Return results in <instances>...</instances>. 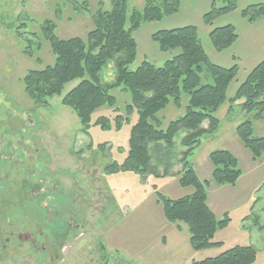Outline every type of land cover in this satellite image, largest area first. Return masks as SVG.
Wrapping results in <instances>:
<instances>
[{
	"label": "rangeland",
	"instance_id": "1",
	"mask_svg": "<svg viewBox=\"0 0 264 264\" xmlns=\"http://www.w3.org/2000/svg\"><path fill=\"white\" fill-rule=\"evenodd\" d=\"M222 4L221 0L216 1L217 7ZM143 5L144 0H128V11L141 9ZM98 10L110 11V0H0V141L4 149L17 148L13 161H20V169L24 170L23 187L34 189L33 197L40 200L43 210L39 212L44 219L49 224L59 219L69 230L61 241L53 240V231L47 228L46 232L38 221L33 232L35 247L25 241L17 247V242L5 241L8 229L0 225V264H189L218 256L234 246H252L257 252L253 264H264V155L253 161L236 135V127L249 120L253 123V136L264 138V119L254 120V112H243L237 104L230 109L226 102L216 113L218 128L204 133L199 146L187 158L201 181L212 168L208 155L216 150L234 155L243 179L256 175L255 181L243 180L237 188L219 190L210 182L206 191L211 208L220 219L221 212L228 210L230 222L214 235L213 241L220 242V246L193 251L186 226L180 224L183 230L177 232L175 225L167 223L154 191L156 186L158 192L171 200L193 192L192 188L178 185L177 173L182 169L179 160L186 151L180 143L186 134L184 130L175 135L173 147L167 151L171 158L167 177L160 176L165 166L157 163L153 145L149 146V152L158 175L141 177L122 171L108 174L104 172L107 165L120 164L125 159L130 129L137 121L136 110L125 116V106L131 102L128 92H122L121 88L112 90L110 94L115 97L116 106H102L92 115L93 121L117 115L127 117L128 121L118 131L91 127L89 135L81 133L74 112L61 104L62 97L78 80L65 85L60 95L47 100L46 106H37L24 92L25 74L52 66L55 60L41 32L43 22L54 24V34L60 40L85 41L88 32L94 29L93 15ZM171 19L143 24L134 33L138 53L130 70H135L144 60L157 68L168 60L158 50L153 52L155 43L148 34L166 23L185 22L188 18L182 13ZM27 47L31 57L24 53ZM100 76L103 84H112L114 63L109 62ZM208 82L210 79L202 74V83ZM186 105L185 94L180 107L170 99L157 115L158 128L164 130L171 121L183 116ZM206 127L205 122L202 128ZM104 142L101 151L97 146ZM21 149L25 154H19ZM5 158L8 155L0 151V181L13 162L10 159L5 163ZM57 207L69 211L66 215L57 213ZM27 222L25 217L12 216L9 228H22ZM24 234L21 233L22 239ZM161 235L165 240H160Z\"/></svg>",
	"mask_w": 264,
	"mask_h": 264
},
{
	"label": "trees",
	"instance_id": "2",
	"mask_svg": "<svg viewBox=\"0 0 264 264\" xmlns=\"http://www.w3.org/2000/svg\"><path fill=\"white\" fill-rule=\"evenodd\" d=\"M216 1L202 16L207 26L238 10L236 0H221L223 4L220 7L216 6ZM110 3V11L98 10L93 15L94 29L88 32L85 41L80 38L60 40L54 34V24L48 20L43 22L41 32L55 60L52 66L30 70L25 74L24 92L37 106H46L47 100L60 95L65 85L78 80V84L62 97L61 104L74 112L84 135H89L91 127L118 131L128 121L125 116L136 110L137 121L130 129L127 155L122 163L107 165L104 172L108 174L119 171L133 172L141 177L157 174L149 152V146L153 145L157 163L160 167L165 166L160 176L167 177L171 164L167 151L173 147L175 135L184 130L186 134L180 143L186 151L179 160L182 169L177 173L178 185L192 188L193 192L171 200L154 186L156 200L162 207L167 223L175 225L179 232L180 224L186 226L188 242L193 251L218 247L221 243L213 241L214 235L226 228L230 220L227 214L221 219L214 216L207 205L206 189L210 182L218 187L235 186L242 174L238 160L226 150L211 152L208 155L212 166L210 180L201 181L187 158L199 146L204 133H211L218 128L216 113L226 102L232 109L236 102L242 100L239 107L243 112H254V120L264 119V60L248 74L235 95L227 99L226 92L236 77L237 67L227 69L212 64L201 45L196 28L186 26L156 31L151 35V41L161 53L177 51L175 56L159 68L144 60L135 70H130L138 53L134 33L143 24L160 22L176 15L180 3L179 0H144L141 9L130 11L128 0H110ZM241 15L249 23L264 19V4L247 6L241 10ZM236 39V32L231 26L216 28L209 35L210 43L217 52L228 49ZM28 49L24 53L31 57V53L26 51ZM109 62L115 65V79L112 84H103L100 75ZM202 74H206L210 82L202 83ZM116 88L130 94L131 102L125 106V116H102L93 121L92 115L98 108L116 106V99L110 94ZM182 94L187 97L184 115L171 121L164 130L159 129L157 115L166 108L170 99L180 107ZM205 122L207 127L202 128ZM236 135L250 152L253 161L264 155V138L253 136L251 121L240 123L236 127ZM105 143L99 144L98 149L103 151ZM44 217L43 213L39 215L44 230L53 231V240L61 241L69 231L67 226L59 219L49 226ZM5 219L0 216V225L5 224ZM256 255L252 246H234L218 256L191 261L189 264H253Z\"/></svg>",
	"mask_w": 264,
	"mask_h": 264
},
{
	"label": "crops",
	"instance_id": "3",
	"mask_svg": "<svg viewBox=\"0 0 264 264\" xmlns=\"http://www.w3.org/2000/svg\"><path fill=\"white\" fill-rule=\"evenodd\" d=\"M213 2L214 0H179V3H180L179 12L174 16L166 17L162 19L160 23L167 22V20H172L171 18L177 15H180L182 13H184L186 18L188 19L185 22H180V23L174 22V21L166 23L164 26L162 25V27L156 31L174 30V29H179V28H183L186 26L195 27L197 30L198 38L201 42V45L203 49L205 50L212 64L222 67V68H227V69L233 66L237 67L236 77L234 81L229 85L227 92H226L227 99H231L235 95L239 86L247 78L248 74L259 63H261L264 60V19L258 20L253 23H249L247 19L241 15L242 9L250 5L264 4V0H236L237 5H238V10L218 18L217 20L214 21V23L211 26H207L206 24H204L202 16L204 13H206L211 8ZM225 26H231L234 28L236 35H237V39L228 49L222 52H217L213 49L210 43L209 35L212 32V30L216 28L225 27ZM153 33L154 32H150L148 34V36L150 37V41H151V35ZM156 50H158V52L160 53L157 45L155 44V47L153 48V52H156ZM177 53H178L177 51L169 52V53H162L161 56L163 57L165 56L166 59H169L175 56ZM157 58H159L158 55H157ZM242 102L243 101L241 100V101L236 102L235 104L240 106ZM211 170L212 168H210L208 175L206 176L207 178L204 181L210 180ZM243 178L244 176L243 174H241V177L237 181L236 185L233 187L231 186L218 187L216 185L214 186L219 188V190H221L220 188H227V187L237 188L238 184L243 180L244 181L247 180L249 182L255 181L256 175H253V177H248L246 179H243ZM209 186L211 185L209 184ZM207 205L212 211V213L214 214V216L217 219H220L215 214L213 208H211L208 193H207ZM224 207H226V205ZM224 207L223 209H226ZM227 213H228V210H225V211H222L220 215L223 217ZM182 230L183 228L181 227V231ZM163 237L165 236L161 235L160 240L163 241L164 239Z\"/></svg>",
	"mask_w": 264,
	"mask_h": 264
},
{
	"label": "flooded vegetation",
	"instance_id": "4",
	"mask_svg": "<svg viewBox=\"0 0 264 264\" xmlns=\"http://www.w3.org/2000/svg\"><path fill=\"white\" fill-rule=\"evenodd\" d=\"M0 151H3L5 155H8V158H5V163H9V160L11 159L13 161V153L16 151V147H13L11 150H9L8 146L4 149V145L0 141ZM22 151H18L19 154L22 152L25 154V151L21 149ZM35 153H38V149L35 148ZM20 161H13L11 165H9L6 168L5 176L2 181H0V216H20V217H26L29 222H27L26 226L20 227H10V221L11 218L5 219V225L3 229H8V235L6 238V242H17V247H19L22 244V241H25L29 243L32 247H35V241H34V228L37 226V223L39 221V215L41 214L39 212L40 209H42L39 201L35 200L33 197L34 189L33 188H25L24 180L22 178L24 170L23 168L20 169L21 164ZM16 173L17 175H11L10 173ZM10 174V175H9ZM12 177V180L9 178ZM16 181H18L16 183ZM30 194H29V193ZM43 197V195H42ZM82 202L84 203L86 201V197L83 196ZM43 210V209H42ZM55 210L61 211L66 215L65 213L69 210L63 211L61 208L57 207ZM52 214V213H50ZM53 215V214H52ZM53 224H49V226H52ZM14 226V225H13ZM38 227V226H37ZM25 232L24 238L22 239V232ZM18 233V234H17ZM41 236V234H40ZM14 240H13V239Z\"/></svg>",
	"mask_w": 264,
	"mask_h": 264
}]
</instances>
